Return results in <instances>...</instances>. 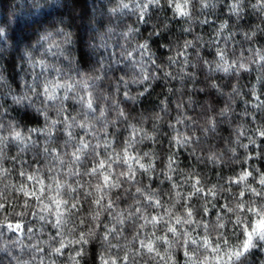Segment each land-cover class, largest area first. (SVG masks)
Masks as SVG:
<instances>
[{
  "label": "clouds",
  "instance_id": "1",
  "mask_svg": "<svg viewBox=\"0 0 264 264\" xmlns=\"http://www.w3.org/2000/svg\"><path fill=\"white\" fill-rule=\"evenodd\" d=\"M0 264H264V0H0Z\"/></svg>",
  "mask_w": 264,
  "mask_h": 264
}]
</instances>
